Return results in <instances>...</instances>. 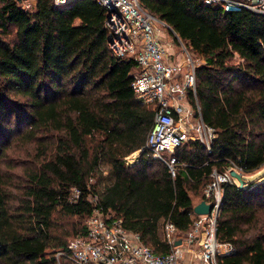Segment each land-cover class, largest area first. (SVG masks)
<instances>
[{"label": "trees", "instance_id": "16d2710c", "mask_svg": "<svg viewBox=\"0 0 264 264\" xmlns=\"http://www.w3.org/2000/svg\"><path fill=\"white\" fill-rule=\"evenodd\" d=\"M140 2L204 58L188 95L214 128L210 148L193 137L180 145L186 162L175 176L152 156L145 143L155 110L133 89L135 58L109 47L98 0H0V144L13 116L27 131H57L19 191L0 152V264H59L56 250L86 232L96 206L166 252L163 220L190 225L192 195L214 167L264 163V13L205 0ZM245 182L224 184L217 236L235 250L219 264H264V178Z\"/></svg>", "mask_w": 264, "mask_h": 264}, {"label": "built area", "instance_id": "2783aa9c", "mask_svg": "<svg viewBox=\"0 0 264 264\" xmlns=\"http://www.w3.org/2000/svg\"><path fill=\"white\" fill-rule=\"evenodd\" d=\"M53 1L60 4L67 0ZM205 1L222 5L225 9L246 6L264 13V0ZM98 2L106 8L109 47L118 55L127 54L135 58L137 70L133 89L155 110L145 144L152 156L165 163L171 175L175 176L186 162L178 158L176 149L192 137L210 148L215 134L214 128L203 120L198 100L194 104L188 95L190 89L195 93L199 62L193 55V49L181 38H176L172 27L145 8L140 0ZM31 4V1L24 3L27 7ZM165 28L171 30L181 44L182 58L170 55L173 53L169 52V47L173 42L165 35ZM133 156L127 157L133 159ZM231 169L242 175L245 171L234 159H230L223 170L213 168L210 179L194 202L204 199L211 208L208 212L198 213L193 207L192 221L186 229H180L170 218L163 220L161 232L170 245L168 251H154L141 239L139 232L123 224L121 217L96 206L86 218V232L71 237L65 248L56 250L57 259L65 255L76 264H190L185 262L188 256L191 264H219V255L235 250L232 241L221 240L217 236L224 184L232 178L239 183ZM177 239H180L179 243H175Z\"/></svg>", "mask_w": 264, "mask_h": 264}, {"label": "rangeland", "instance_id": "374dc122", "mask_svg": "<svg viewBox=\"0 0 264 264\" xmlns=\"http://www.w3.org/2000/svg\"><path fill=\"white\" fill-rule=\"evenodd\" d=\"M21 1L23 4L26 1L34 2V0ZM165 31H167L165 34L167 38L171 39L173 42V50L176 53L180 51L183 57L184 51L181 44L175 39L171 31H168L166 28ZM193 55L196 57L197 62H202V55L197 54L195 51H193ZM12 122L11 135L5 140L4 144H0V152H2L1 159L4 174L13 181L12 185L17 184L15 190L19 191V187L26 181L28 171L33 169L38 164V160L48 153L50 144L52 140L55 139L57 131L55 130L52 132L46 127L27 131L29 125L24 121L20 123L15 116H13ZM139 151L136 150L134 153L137 155ZM133 155L134 154L131 153L130 157ZM134 157L135 156H133V158ZM243 178L246 181L245 184L250 180L256 181L264 178V163L254 170L244 171ZM199 195L200 194L192 195L193 202L199 198ZM72 222H74L73 218L66 224L69 230L72 229ZM71 235L72 233L69 234L68 237ZM59 263L62 264L61 257L59 258Z\"/></svg>", "mask_w": 264, "mask_h": 264}, {"label": "water", "instance_id": "95a60500", "mask_svg": "<svg viewBox=\"0 0 264 264\" xmlns=\"http://www.w3.org/2000/svg\"><path fill=\"white\" fill-rule=\"evenodd\" d=\"M231 173L239 179V184L243 185L245 182V179L243 178V175L238 172L235 169H231ZM194 210L197 211L198 213H203V212H208L211 208V204L209 202H206L204 199L200 200L199 202L195 203L193 205ZM180 239H177L175 243H179Z\"/></svg>", "mask_w": 264, "mask_h": 264}, {"label": "crops", "instance_id": "0c3cea01", "mask_svg": "<svg viewBox=\"0 0 264 264\" xmlns=\"http://www.w3.org/2000/svg\"><path fill=\"white\" fill-rule=\"evenodd\" d=\"M170 48H172V49H170ZM169 52L171 53H173V54H170L172 57H174V58H181L182 57V54H181V52L179 51V52H175L174 50H173V44L172 45H170V47H169ZM179 53V54H178ZM185 262L186 263H192L191 262V259L188 257V256H186V258H185Z\"/></svg>", "mask_w": 264, "mask_h": 264}]
</instances>
